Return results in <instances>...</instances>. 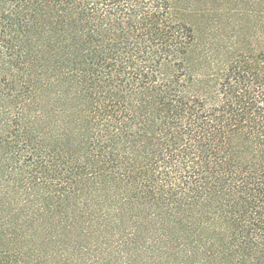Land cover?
<instances>
[{"label":"trees","instance_id":"16d2710c","mask_svg":"<svg viewBox=\"0 0 264 264\" xmlns=\"http://www.w3.org/2000/svg\"><path fill=\"white\" fill-rule=\"evenodd\" d=\"M248 5L0 0V264H264Z\"/></svg>","mask_w":264,"mask_h":264},{"label":"rangeland","instance_id":"374dc122","mask_svg":"<svg viewBox=\"0 0 264 264\" xmlns=\"http://www.w3.org/2000/svg\"><path fill=\"white\" fill-rule=\"evenodd\" d=\"M243 8L253 9L254 12H245L244 15L248 17H233L232 21L226 24L230 42H234L235 44L244 42L255 50L264 48V21L261 18L259 7L256 5L250 7V5H248ZM1 67H3V65L0 63V68Z\"/></svg>","mask_w":264,"mask_h":264}]
</instances>
